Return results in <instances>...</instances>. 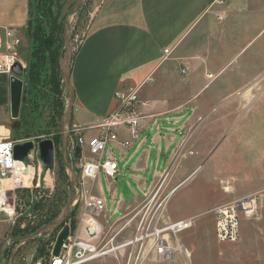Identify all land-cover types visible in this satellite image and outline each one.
Instances as JSON below:
<instances>
[{
    "label": "rangeland",
    "instance_id": "374dc122",
    "mask_svg": "<svg viewBox=\"0 0 264 264\" xmlns=\"http://www.w3.org/2000/svg\"><path fill=\"white\" fill-rule=\"evenodd\" d=\"M45 2L41 11L44 43L36 60L30 62V55L33 39L41 38L39 33L30 32L31 39L26 29L15 34L21 42L18 57L24 65L20 79L25 92L17 120L10 118L9 106L0 104V126L9 130L16 141L49 137L53 133L55 167L47 175L43 167L40 189L15 192L14 216H0V248L8 238L13 241L30 236L56 220H64L54 230L24 243L14 242L2 258L9 264H47L54 236L64 225L76 228L81 212L78 202L64 213L71 194H76L60 155L61 123L68 105L61 71L65 40L68 38L69 71L101 0H81L77 7L78 0ZM74 8L77 10L72 15ZM237 17L231 16L233 25L228 27L225 41L217 40L209 50L215 64L202 69L200 66V72L195 66L186 75L182 73L185 66H169L160 82L156 75L138 91V100L146 101L151 97L146 95L149 84L153 97L156 95L157 101L171 107L190 99L184 94L191 85L196 91L208 85L196 97V110L187 120L184 142L171 158L166 173L155 179L150 197L146 200L140 195L122 216L112 208L104 213V218L109 219L103 225L101 239L103 243L113 239L109 244L113 247L133 237L138 220L134 214L146 204L145 210L161 213L166 223L194 219L192 227L174 240L186 249L188 259L179 252L171 261L147 260L143 264H264V0H247L244 15ZM27 70L34 74L32 82L25 77ZM210 74L214 75L211 79L205 77ZM107 152L115 156L118 153L113 147H108ZM67 161L75 168L70 159ZM93 189V194L102 191L108 200L110 191L116 195V201L131 198L122 177H115L114 184H110L100 175ZM247 197L254 200L249 216L234 208L239 222L238 241L218 243L215 210ZM118 217L121 219L113 222ZM130 252V248L119 249L90 264H127Z\"/></svg>",
    "mask_w": 264,
    "mask_h": 264
},
{
    "label": "crops",
    "instance_id": "0c3cea01",
    "mask_svg": "<svg viewBox=\"0 0 264 264\" xmlns=\"http://www.w3.org/2000/svg\"><path fill=\"white\" fill-rule=\"evenodd\" d=\"M28 3L29 0H0L2 38L6 29L17 35L26 29ZM245 8L247 0H101L69 69L73 91L70 129H84L81 135L86 139L95 137L98 130L91 128L115 109L116 91L138 86L141 89L156 75L160 82L167 67L176 64L186 67L182 71L185 75L186 71L192 73L195 66L200 72V66L202 69L215 64L209 50L217 40L225 41V33L233 25L231 16L244 15ZM212 76L205 75L208 79ZM206 87L196 91L191 85L184 94L190 99L169 107L157 101L156 95L153 97L152 86H146V95L151 97L139 101L138 111L144 117L140 136L132 141L126 130L119 129L118 141H130L129 147L116 144V156L103 154V158L112 156L118 162L116 177L125 179L131 198L116 201L110 191L108 200L102 191L95 193L104 198L105 212L112 208L122 216L132 202L152 189L157 177L166 173L171 158L184 142L187 120L196 110V97ZM0 96V104L9 106V78L4 75H0ZM52 136L53 133V140ZM108 219L103 214L101 225Z\"/></svg>",
    "mask_w": 264,
    "mask_h": 264
},
{
    "label": "built area",
    "instance_id": "2783aa9c",
    "mask_svg": "<svg viewBox=\"0 0 264 264\" xmlns=\"http://www.w3.org/2000/svg\"><path fill=\"white\" fill-rule=\"evenodd\" d=\"M20 44L19 37L12 30L6 29L3 38L0 36V75L9 78L12 75L11 68L14 64H19L24 70V65L18 57ZM164 53L168 55L169 51L165 50ZM139 89L138 86L137 88L119 90L114 93L117 105L106 118L91 128L98 130L95 137L86 139L81 135L84 129L67 128L66 157L79 164L72 168L76 174V182L73 188L76 194L74 204L81 203V212L78 226L76 228L68 226L69 235L56 257L52 255L57 234L54 236V241L49 245L47 264H90L125 248L131 250L127 264H143L147 260H153L157 263L167 262L173 260L176 253L179 252L188 259L186 249L178 243H174V240L177 239V235L192 227L194 219L166 223L163 221L161 213L151 214L147 209L145 210L148 204L134 214V218H138V220L135 234L129 241L113 247L112 245L109 246L113 239L105 243L101 239L103 226L100 219L105 213V200L103 197L92 193L94 184L99 175L108 179L110 184H114L115 177L119 173V164L112 156L103 158V154L110 146L113 147L119 144L123 148L129 147L130 141H118L117 130H126L132 141L140 136L141 122L144 117L138 111ZM44 139L51 138L50 136L32 137L31 140L16 141L11 137L9 130L0 134V216L6 218L14 216L16 206L14 194L16 191L40 189V176L43 165L39 160L37 145ZM27 141L33 143V149L23 162L16 161L13 158L14 147ZM53 146L55 157L56 146L54 142ZM76 147L80 149V160L78 162L74 160ZM48 172L45 171V175ZM20 178L25 179V182L17 183L16 181ZM69 180H71V175ZM150 195L151 190L143 194V198L147 200ZM249 199L251 198L247 197L240 200V202H234L215 210L218 213L215 227V236L218 243H235L238 241L239 222L236 212L243 211L245 215L249 216L254 207V200ZM247 204L249 205L248 209H246ZM0 264L9 263L1 260Z\"/></svg>",
    "mask_w": 264,
    "mask_h": 264
},
{
    "label": "water",
    "instance_id": "95a60500",
    "mask_svg": "<svg viewBox=\"0 0 264 264\" xmlns=\"http://www.w3.org/2000/svg\"><path fill=\"white\" fill-rule=\"evenodd\" d=\"M81 0H78L76 7L80 3ZM77 8H74L72 15L76 12ZM67 29V24L65 26ZM67 31V30H66ZM69 62V43L68 38L65 40V57L63 60L64 71L62 69V76L66 91L68 93V105L66 111L64 112V118L61 123V149L60 155L62 158V162L64 167L66 168L67 172L71 175L70 186L73 191L76 182V174L68 163L66 158V145H67V134L66 130L69 127L70 115L72 111L73 105V91L71 89V85L69 82V71L67 69V65ZM12 75L9 77V114L12 120H17L20 116V109H21V101H22V94L25 92L23 90V81L20 77L23 75V70L19 64H14L11 68ZM39 151V160L42 163L44 170L52 172L55 167V157H54V146L51 139H44L40 141L37 145ZM33 149V143L31 141H27L23 144H18L13 149V158L16 161L23 162L25 157L28 153ZM74 160L78 162L80 160V149L76 147L74 150ZM75 198L73 194H71L69 202L65 207L66 213L74 204ZM64 218L54 221L51 225L42 228L41 230L35 232L33 235L22 237L19 239H15L10 241L9 238L5 240L3 245L0 248V261L3 258V254L5 250L14 244V242H25L30 239L35 238L37 235H41L42 233L50 230H54L56 227L60 226L63 223ZM69 235V227L64 225L62 229L59 231L55 238V244L53 247L52 255L54 257L59 255L62 245L66 241Z\"/></svg>",
    "mask_w": 264,
    "mask_h": 264
},
{
    "label": "trees",
    "instance_id": "16d2710c",
    "mask_svg": "<svg viewBox=\"0 0 264 264\" xmlns=\"http://www.w3.org/2000/svg\"><path fill=\"white\" fill-rule=\"evenodd\" d=\"M45 1L49 2L50 0H33V1L29 0V3H28V16H27V25H26V31L28 33V39L33 38V37L29 36L30 32H34V33L37 32L41 36V38L37 36L35 39H33L35 44H34V46H31L30 62L32 59L36 58V53L40 49L41 44L44 43V39H42L43 17L41 15V11L44 8V2ZM30 65L31 64H29V66ZM33 75L30 73V70H27V72L25 74L27 81L32 82L33 81ZM59 137H61V136H59ZM55 138L58 139V136H56Z\"/></svg>",
    "mask_w": 264,
    "mask_h": 264
},
{
    "label": "bare ground",
    "instance_id": "6f19581e",
    "mask_svg": "<svg viewBox=\"0 0 264 264\" xmlns=\"http://www.w3.org/2000/svg\"><path fill=\"white\" fill-rule=\"evenodd\" d=\"M5 131H6V129H5L3 126H0V134H3ZM22 181L25 182V179L20 178V179H18L16 182H17V183H22ZM248 206H249V205L247 204V205H246V209L249 208Z\"/></svg>",
    "mask_w": 264,
    "mask_h": 264
},
{
    "label": "flooded vegetation",
    "instance_id": "af4514ba",
    "mask_svg": "<svg viewBox=\"0 0 264 264\" xmlns=\"http://www.w3.org/2000/svg\"><path fill=\"white\" fill-rule=\"evenodd\" d=\"M21 104H22V101H21ZM20 112H21V109H20ZM55 135L52 136V138L54 137Z\"/></svg>",
    "mask_w": 264,
    "mask_h": 264
}]
</instances>
